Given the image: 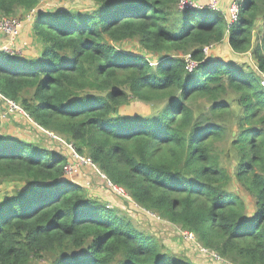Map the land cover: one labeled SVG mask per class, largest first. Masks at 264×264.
<instances>
[{
    "label": "trees",
    "instance_id": "1",
    "mask_svg": "<svg viewBox=\"0 0 264 264\" xmlns=\"http://www.w3.org/2000/svg\"><path fill=\"white\" fill-rule=\"evenodd\" d=\"M41 1L0 0L2 16L35 11L36 51L30 58L0 52V97L72 143L105 185L126 192L124 200L193 234L222 260L264 264V0H235L238 18L229 27L232 1L226 13L180 7V0H89L94 8L85 13L45 10ZM134 39L141 53L123 48ZM224 41L236 54L249 52L257 71L204 55ZM184 55L196 63L191 72ZM129 99L159 109L117 114ZM228 155L233 179L253 199L251 214L229 191L221 162ZM65 160L0 136V182H22L0 202V264L44 257L50 264H192L66 180Z\"/></svg>",
    "mask_w": 264,
    "mask_h": 264
},
{
    "label": "rangeland",
    "instance_id": "2",
    "mask_svg": "<svg viewBox=\"0 0 264 264\" xmlns=\"http://www.w3.org/2000/svg\"><path fill=\"white\" fill-rule=\"evenodd\" d=\"M183 1V5L186 7H195L198 9L208 7L210 0H180ZM233 0H219L217 4V9L222 13H226L227 5L229 2ZM235 1V0H234ZM40 8L47 9H63L65 11H78L79 13H85L94 8L93 2L89 0H54L51 2L44 3V0L39 4ZM34 10L26 13V11H22L18 9L16 14L13 17H6L0 14V22L1 21H9L15 20L20 23L21 29L18 32L17 37L14 40H11L6 35L0 33V49L5 47L8 49L7 54L11 56H30L33 54V47L30 44H27V40L32 39L31 36V23L33 19ZM261 23L258 22L256 28H260ZM25 33V35H24ZM24 35V39L22 36ZM137 40L134 39L124 44L123 48L126 50L133 51L134 53H141V50L138 48ZM224 41L221 45L212 47L207 51V57L219 58L224 62H231L237 66H243L242 69L246 70V68L257 71L255 67L254 60L250 53L245 54H236L234 53ZM25 55V56H24ZM181 56V55H179ZM187 55L182 56L185 60ZM0 136L2 135H14L19 136L20 139L32 142L33 144L41 145L47 150L53 149L61 152L62 154L67 153L68 157L65 160L64 166L72 168L73 170L65 171L64 178L71 183H74L78 186H83L88 192L93 190L91 186V181H93V177L90 175H97L96 168H92L89 164H77L71 155V151L66 146L67 143L63 137L59 135H52L50 132L42 130L37 127L26 115L20 110H12L8 101L4 98L0 97ZM15 104V103H14ZM16 105V104H15ZM18 106V105H16ZM20 109V108H19ZM159 109L157 105L144 103L141 101H136L133 99H129L128 103H125L123 106L119 107L118 113L119 115L125 116H142L148 117L152 116ZM9 110L10 112H8ZM5 114V115H4ZM54 136L55 138H53ZM39 138V140H38ZM57 142H56V141ZM39 141V142H38ZM220 149L225 151L228 148V140H226L223 144L219 146ZM87 159L85 156H83ZM221 162L223 166H225L232 178V181L229 186V191L233 194L238 195L247 206V213L251 214L253 212V199L245 194L239 185L233 179V168L235 162L232 159V156L227 157L222 156ZM98 175H100L98 173ZM101 178L95 183L96 193L103 196L96 197L99 201H104L111 208L116 210V213L119 215H125L127 219L132 223V225L140 232L151 236L155 242L158 244L159 248L167 253L172 254L178 260L188 261L192 264H229L230 261H225L212 257L213 252H208L205 255L204 252H199L198 243L196 242V238L193 236L195 242H191L185 239L182 235V232L179 228H174L168 223L156 218L152 213H145L141 208L137 207L133 203L124 200L123 198L115 195L111 190L105 185V179L102 175ZM22 182L19 179H8L0 182V202L8 197L13 196L19 188H21ZM88 187V188H87ZM89 196H91L89 194ZM116 205V206H115ZM203 253V254H202ZM213 258V259H212ZM30 264H50V259L44 257L40 260H32Z\"/></svg>",
    "mask_w": 264,
    "mask_h": 264
},
{
    "label": "built area",
    "instance_id": "3",
    "mask_svg": "<svg viewBox=\"0 0 264 264\" xmlns=\"http://www.w3.org/2000/svg\"><path fill=\"white\" fill-rule=\"evenodd\" d=\"M48 1L49 0H44V3L45 2H48ZM218 1L219 0H210V3H209V5H208L207 8L208 9H211V10H218L217 9ZM40 7L41 6H39L38 8H40ZM180 7H186L185 5H183V1H180ZM238 13H239V4L236 3V1H232L230 3V5H229L228 11H227V26L228 27L237 21ZM20 29H21L20 23L17 22V21H15V20L1 21L0 22V33L6 35L11 40H14L17 37L18 32L20 31ZM211 48H212V46L205 47L203 49V53H204V55L206 57H207V51L210 50ZM0 52H3V53H6L7 54L8 49L5 48V47H2L0 49ZM195 67H196V63L190 59V56L189 55H187L186 58H185V70L187 72H191ZM260 85L264 88V78L261 79ZM8 104L10 105V107H11L12 110H20V111H22L21 109H19L20 107L16 106L13 102L8 101ZM7 111L10 112L9 110H7ZM2 117L3 116H1L0 118H2ZM52 135H54V134H52ZM54 136H56V135H54ZM54 136H52V137L55 138ZM56 137H58V136H56ZM66 146L71 151V155H72L73 159L76 161L77 164H89V161L87 159H85L84 157L80 156L75 151L72 143H67ZM93 168H95V167H93ZM66 169L69 170V171L70 170H73L72 168H69V167H65L64 166V174H65ZM107 186H108L109 189H111V191L115 195H118L119 197H122L124 199H128L126 192L122 188L113 186L110 183H107ZM144 212L147 213L146 211H144ZM182 235L185 237L186 240L191 241V242H195L194 239H193V234H190V233L184 231V232H182ZM196 247L198 248L199 252L202 251V252L205 253V255H207V253L210 252V251L207 252V250H204V249L200 248L199 245L196 246ZM212 257L215 258L214 260L217 259L218 261H220V258L217 257V255L214 252L212 253ZM229 264H232V263H229Z\"/></svg>",
    "mask_w": 264,
    "mask_h": 264
},
{
    "label": "crops",
    "instance_id": "4",
    "mask_svg": "<svg viewBox=\"0 0 264 264\" xmlns=\"http://www.w3.org/2000/svg\"><path fill=\"white\" fill-rule=\"evenodd\" d=\"M24 35H25V33H24ZM24 35L22 36V38L24 39ZM32 41V39L30 38V40H27L26 42H27V44L29 45L30 44V42ZM33 49V54H31L30 56H25V57H33V56H35L36 55V51H35V49L34 48H32ZM0 104H2V101H0ZM63 156L65 157V159L67 160V157H68V155H67V153H64L63 154ZM90 165V164H89ZM91 167H92V165H90ZM93 168V167H92ZM91 177H93L94 179H93V181L94 182H96L97 183V179L99 180L100 178H101V176L100 175H98V173H97V175H90ZM93 181H91L92 183H91V186L93 187V188H95L96 189V187H95V183L93 182ZM81 186V185H80ZM88 188V187H87ZM95 189H93V190H90V192H88L91 196H92V198H94V199H97L96 197H99L100 198V196H103V195H100L99 196V194H97L96 193V190Z\"/></svg>",
    "mask_w": 264,
    "mask_h": 264
}]
</instances>
